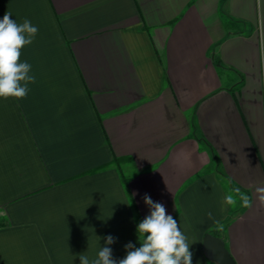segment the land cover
I'll return each instance as SVG.
<instances>
[{"label": "crops", "instance_id": "0c3cea01", "mask_svg": "<svg viewBox=\"0 0 264 264\" xmlns=\"http://www.w3.org/2000/svg\"><path fill=\"white\" fill-rule=\"evenodd\" d=\"M5 12L39 31L20 58L35 83L0 98V264H80L108 235L123 259L145 194L192 264H215L203 240L221 224L237 264H264V0H0Z\"/></svg>", "mask_w": 264, "mask_h": 264}, {"label": "clouds", "instance_id": "9594fccd", "mask_svg": "<svg viewBox=\"0 0 264 264\" xmlns=\"http://www.w3.org/2000/svg\"><path fill=\"white\" fill-rule=\"evenodd\" d=\"M11 17L10 12H5L0 19V98L22 99L27 96L29 85L35 83L31 64L20 60L22 49L33 43L39 30L28 19L17 23ZM255 194L264 204V187H257ZM143 200L150 212L137 224L141 246L127 243L124 246L126 256L117 260L109 247L116 242V238L108 235L95 257L80 254V264H192L191 245L177 220L167 213L163 203L154 202L148 194L143 196ZM241 200L245 207L251 206L248 195L241 194ZM224 202L231 204L232 197L226 196Z\"/></svg>", "mask_w": 264, "mask_h": 264}, {"label": "water", "instance_id": "95a60500", "mask_svg": "<svg viewBox=\"0 0 264 264\" xmlns=\"http://www.w3.org/2000/svg\"><path fill=\"white\" fill-rule=\"evenodd\" d=\"M203 253L215 264H237L226 248L224 239L212 234H207L203 240Z\"/></svg>", "mask_w": 264, "mask_h": 264}, {"label": "trees", "instance_id": "16d2710c", "mask_svg": "<svg viewBox=\"0 0 264 264\" xmlns=\"http://www.w3.org/2000/svg\"><path fill=\"white\" fill-rule=\"evenodd\" d=\"M224 231H225V224H221L215 227L213 230H211L210 233L216 237L222 238V236L224 235Z\"/></svg>", "mask_w": 264, "mask_h": 264}]
</instances>
